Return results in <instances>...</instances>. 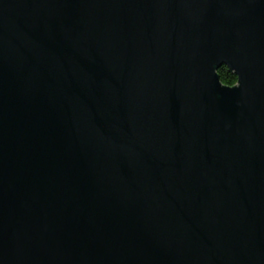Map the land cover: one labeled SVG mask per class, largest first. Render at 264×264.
<instances>
[{"label":"water","instance_id":"water-1","mask_svg":"<svg viewBox=\"0 0 264 264\" xmlns=\"http://www.w3.org/2000/svg\"><path fill=\"white\" fill-rule=\"evenodd\" d=\"M0 264H264V0H0Z\"/></svg>","mask_w":264,"mask_h":264},{"label":"trees","instance_id":"trees-1","mask_svg":"<svg viewBox=\"0 0 264 264\" xmlns=\"http://www.w3.org/2000/svg\"><path fill=\"white\" fill-rule=\"evenodd\" d=\"M217 75L220 78V82L228 85V86H233L236 82V78L231 75L230 73H228L226 67L220 68L219 70H217Z\"/></svg>","mask_w":264,"mask_h":264},{"label":"bare ground","instance_id":"bare-ground-1","mask_svg":"<svg viewBox=\"0 0 264 264\" xmlns=\"http://www.w3.org/2000/svg\"><path fill=\"white\" fill-rule=\"evenodd\" d=\"M223 67H225V66H223ZM227 69V68H226ZM228 71V70H227ZM229 73V72H228ZM231 74V73H230ZM231 75H233V74H231ZM234 77H235V75H233ZM236 78V77H235ZM221 83V82H220ZM221 85L223 86H225V87H228V88H232V87H234V86H237L238 85V83H237V78H236V82H235V84L233 85V86H228V85H225V84H223V83H221Z\"/></svg>","mask_w":264,"mask_h":264}]
</instances>
